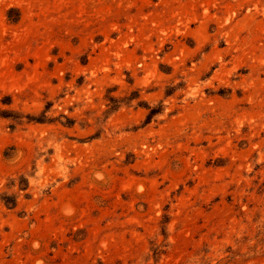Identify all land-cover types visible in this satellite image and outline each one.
<instances>
[{"label": "rangeland", "instance_id": "rangeland-1", "mask_svg": "<svg viewBox=\"0 0 264 264\" xmlns=\"http://www.w3.org/2000/svg\"><path fill=\"white\" fill-rule=\"evenodd\" d=\"M0 112V264H264V0H0Z\"/></svg>", "mask_w": 264, "mask_h": 264}, {"label": "trees", "instance_id": "trees-1", "mask_svg": "<svg viewBox=\"0 0 264 264\" xmlns=\"http://www.w3.org/2000/svg\"><path fill=\"white\" fill-rule=\"evenodd\" d=\"M11 12H12V10H11ZM11 12H10V17L12 18L13 14ZM110 100H111V103H113L111 108H110V110H115L118 107V105H117L118 100H116L114 97H111ZM148 109H149L148 121H150L153 118V116L156 113L159 112V109L151 108L150 106H148ZM11 113L12 112H0L1 115H3V116H12L14 119H19V118L22 117L20 115H15V114H11ZM46 118L47 117L45 116V114H43L42 117H40V118H30V119L44 120ZM24 185H25L24 188H26L28 186L27 182H24ZM2 198H3V200L5 201L6 204H11L12 206H16V204H17V200H16V197L14 195H7L6 194Z\"/></svg>", "mask_w": 264, "mask_h": 264}]
</instances>
